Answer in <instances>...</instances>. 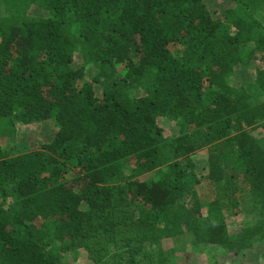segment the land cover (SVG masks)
Instances as JSON below:
<instances>
[{"label": "trees", "instance_id": "obj_1", "mask_svg": "<svg viewBox=\"0 0 264 264\" xmlns=\"http://www.w3.org/2000/svg\"><path fill=\"white\" fill-rule=\"evenodd\" d=\"M191 256L264 264V0H0V264Z\"/></svg>", "mask_w": 264, "mask_h": 264}, {"label": "rangeland", "instance_id": "obj_2", "mask_svg": "<svg viewBox=\"0 0 264 264\" xmlns=\"http://www.w3.org/2000/svg\"><path fill=\"white\" fill-rule=\"evenodd\" d=\"M210 2H214V1H210ZM212 5V4H211ZM196 169H197V167H196ZM197 170H199V167H198V169ZM200 188H199V192H200V195H204V196H201L203 199H207L205 196H207L208 194H209V190H210V188H208V187H206L207 186V182L206 183H204V184H202V185H198ZM238 219V217L237 216H231V221H233V220H235V219ZM231 225H233L232 223H231ZM184 256L185 255H183L182 256V254H181V257L182 258H184ZM81 257H83L82 255H81ZM190 259L192 260V263L193 264H199L200 262H201V259H200V257H194V256H191L190 257ZM253 262H255V261H253ZM70 264H85V259L83 260V259H80V258H76V257H74V259L73 260H71L70 261Z\"/></svg>", "mask_w": 264, "mask_h": 264}]
</instances>
